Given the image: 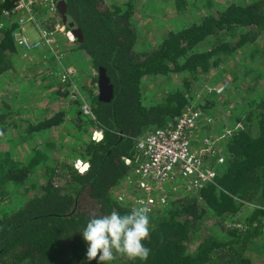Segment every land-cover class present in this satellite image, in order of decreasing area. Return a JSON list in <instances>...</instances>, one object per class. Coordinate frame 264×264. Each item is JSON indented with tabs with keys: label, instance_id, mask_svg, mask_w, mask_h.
Masks as SVG:
<instances>
[{
	"label": "trees",
	"instance_id": "1",
	"mask_svg": "<svg viewBox=\"0 0 264 264\" xmlns=\"http://www.w3.org/2000/svg\"><path fill=\"white\" fill-rule=\"evenodd\" d=\"M64 2L65 19L81 30L77 47L94 70L104 69L112 97L101 101L92 96V118L85 117L83 108L77 109L82 120L101 135L81 146L86 167L79 169L73 161L65 160L53 166L44 164L47 179L38 191L16 209L0 212V264H97L87 261L81 233L93 214L132 210L117 201L113 187L132 168L124 159H133L136 137L175 118L185 104L193 102L194 94L188 95L199 76L225 64L241 46L258 44L264 35V0L230 2L197 21L167 29L147 48L135 47L132 0L114 6L106 0ZM180 2L176 0L177 7ZM4 6L10 7L11 1L0 8ZM13 29L14 23L0 25V74L11 70L12 58L18 54ZM209 39V47L201 48ZM155 73L178 74L180 87L168 90L163 100L145 104L140 80ZM95 82L96 76H92L90 83ZM199 102L195 105L210 116ZM250 105L243 114L231 112L242 127L225 137L224 161L213 181L199 191L201 201L183 195L151 211L152 231L143 242L151 249L148 259L129 260L120 255L110 264H252L246 252L261 232L264 217V97ZM62 115V110L54 111L26 124L25 132L55 125ZM45 156L35 150L21 163L0 150V190L7 183L21 185ZM206 216L219 235L206 231Z\"/></svg>",
	"mask_w": 264,
	"mask_h": 264
},
{
	"label": "rangeland",
	"instance_id": "2",
	"mask_svg": "<svg viewBox=\"0 0 264 264\" xmlns=\"http://www.w3.org/2000/svg\"><path fill=\"white\" fill-rule=\"evenodd\" d=\"M126 1L106 0L110 6L122 5ZM132 1L135 11L131 18L137 31L135 47L147 48L158 42L169 28L197 21L203 14L230 2L249 0H182L179 7L176 0ZM26 27L24 34L30 36L32 32ZM31 35L29 40L34 37V34ZM75 41L69 42L57 32L54 50L52 54L48 50L45 60L40 59L39 50L26 58L16 54L12 58L11 70L0 74V114L3 116L0 124L4 128L0 136V150L6 151L11 160L21 163L27 162L35 150L46 154L21 185L7 183L0 190V212L16 209L38 191L47 179L44 164L53 166L57 161L65 160L73 161L76 167L84 165L81 146L84 141L92 139V132L97 130L92 124L85 123V119L82 120L77 109L86 106L90 109L91 98L98 92L95 83H90V78L96 76V70ZM257 41L258 44H252V47L241 46L235 50L225 64L211 68L192 85L188 95L194 94L192 103L200 100L199 105L204 104L206 113L212 117L210 125L198 128L196 138L216 135L219 128L233 123L235 116L231 112L243 114L247 105L250 107V103L254 104L264 97V35ZM209 45L210 39L201 48H208ZM66 68L71 69V74L68 79L60 80L58 74ZM179 81L180 76L176 73L142 76L140 91L143 103L163 100L168 90L180 87ZM220 85L224 87L223 92L217 94L213 89ZM59 109L63 112L60 122L37 132H25L26 124L35 123ZM251 130L255 131L254 128ZM223 142L225 138L219 149L224 154ZM205 218L206 231L219 235L209 217ZM189 248L192 250L193 246ZM259 264H264V261Z\"/></svg>",
	"mask_w": 264,
	"mask_h": 264
},
{
	"label": "built area",
	"instance_id": "3",
	"mask_svg": "<svg viewBox=\"0 0 264 264\" xmlns=\"http://www.w3.org/2000/svg\"><path fill=\"white\" fill-rule=\"evenodd\" d=\"M8 1H11L10 7L0 8V25L14 23L12 40L21 58L40 50V59L45 60L48 50L51 54L54 50L57 32L67 41H74L71 26L61 21L56 0H0V6ZM26 26L35 30L36 35L31 40L24 34ZM70 70L66 68L60 72V80L68 79ZM223 88L220 85L213 90L219 94ZM82 110L92 118L87 106ZM203 123L210 125L212 117L205 115L198 105L188 103L175 118L136 137L133 159H124V163L132 168L114 186L121 191L115 196L117 201L131 209L143 204L151 211L159 210L183 195H193L201 201L199 191L213 181L218 165L224 161L220 143L234 129L242 127L241 121L235 120L216 135L196 138V131ZM96 133L95 130L92 132V139Z\"/></svg>",
	"mask_w": 264,
	"mask_h": 264
},
{
	"label": "clouds",
	"instance_id": "4",
	"mask_svg": "<svg viewBox=\"0 0 264 264\" xmlns=\"http://www.w3.org/2000/svg\"><path fill=\"white\" fill-rule=\"evenodd\" d=\"M2 135L0 132V136ZM150 211L148 206L142 204L124 214L117 211L104 215L93 214L81 233L87 245V261L110 264L117 255L125 256L129 260L146 261L151 249L143 242L152 231Z\"/></svg>",
	"mask_w": 264,
	"mask_h": 264
},
{
	"label": "water",
	"instance_id": "5",
	"mask_svg": "<svg viewBox=\"0 0 264 264\" xmlns=\"http://www.w3.org/2000/svg\"><path fill=\"white\" fill-rule=\"evenodd\" d=\"M57 7H58V12L61 14V21L62 22H66L67 25L71 26V32L74 35L76 40H80L81 39V30L78 26H72L71 22H67L65 19V15H64V10H65V2L64 0H58L57 1ZM96 90H97V97L99 100L101 101H109L112 97V89H111V84L108 81L107 76L104 73V69L99 67L97 68L96 71ZM100 132L97 131L96 133V139L100 138ZM86 165H83L81 168H85Z\"/></svg>",
	"mask_w": 264,
	"mask_h": 264
},
{
	"label": "crops",
	"instance_id": "6",
	"mask_svg": "<svg viewBox=\"0 0 264 264\" xmlns=\"http://www.w3.org/2000/svg\"><path fill=\"white\" fill-rule=\"evenodd\" d=\"M26 28L28 29L30 33L32 32L31 34H34V37H35L36 35L35 30L30 26H27ZM31 34L30 36L26 35V37L28 38L31 37L32 36ZM120 192L121 191L117 187H113L114 196H116ZM260 227H261L260 229L261 232L253 238L254 241L252 242V244L249 245V246H252V245L253 246L250 247L249 251L246 252L247 255L250 254L249 256L251 257L252 264H256V263L259 264L262 260L264 261V217L261 220Z\"/></svg>",
	"mask_w": 264,
	"mask_h": 264
}]
</instances>
